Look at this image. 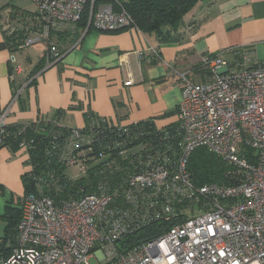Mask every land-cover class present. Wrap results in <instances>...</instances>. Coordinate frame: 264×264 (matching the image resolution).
Returning a JSON list of instances; mask_svg holds the SVG:
<instances>
[{"label": "built area", "instance_id": "1", "mask_svg": "<svg viewBox=\"0 0 264 264\" xmlns=\"http://www.w3.org/2000/svg\"><path fill=\"white\" fill-rule=\"evenodd\" d=\"M30 1L38 30L21 49L70 31L89 5L86 32L136 29L124 8L102 4L94 11L98 0ZM49 57H60L53 45ZM202 64L209 80L195 84L182 76L177 121L167 127L155 120L123 125L97 116L83 128L66 127L58 118L36 121L53 131L47 156L77 166L79 176L99 168L109 181L99 183L94 194L60 204L45 195L41 182L21 200L14 244L0 240V264H90L93 255L100 264H264V62L244 51L234 63L216 55L205 56ZM10 113V106L0 113V147ZM29 125L17 132L20 151L30 148L22 137ZM198 148L232 166L236 182L194 185L188 162ZM156 225L170 227L158 237L122 244Z\"/></svg>", "mask_w": 264, "mask_h": 264}, {"label": "crops", "instance_id": "2", "mask_svg": "<svg viewBox=\"0 0 264 264\" xmlns=\"http://www.w3.org/2000/svg\"><path fill=\"white\" fill-rule=\"evenodd\" d=\"M16 23L25 28H15ZM185 23L174 41L137 28L86 32L78 24L52 34L43 46L21 49L20 43L38 30L36 9L30 0H0V113L10 106L9 126L58 116L66 127L83 128L92 112L113 123L155 120L163 128L177 121L182 76L195 84L209 80L205 56L234 63L247 51L254 62H264V0H212ZM51 45L60 56L54 62ZM30 170L24 152L0 147L4 226L7 207L21 204L23 177Z\"/></svg>", "mask_w": 264, "mask_h": 264}, {"label": "trees", "instance_id": "3", "mask_svg": "<svg viewBox=\"0 0 264 264\" xmlns=\"http://www.w3.org/2000/svg\"><path fill=\"white\" fill-rule=\"evenodd\" d=\"M212 0H98L94 6V11L102 4H110L116 11L124 8L134 19L135 27L142 33L155 35L159 40L174 41L176 35L186 25V19L200 5ZM91 6H87L79 26L86 29L90 18ZM174 37V38H173ZM11 39L13 37H10ZM9 39V38H8ZM92 117H96L92 112L85 116L86 123ZM58 118V116L51 117ZM100 121V120H99ZM28 124V123H25ZM21 124V125H25ZM30 128L26 130L25 137L30 141V148L24 152L27 157V164L31 170L23 177L25 194L34 193L38 190V185L44 182L45 195L49 196L55 203L60 204L69 199H76L88 194H94L96 187L101 182H107L108 173H101V169L94 168L83 176L72 179L67 174L69 168L65 163L58 161L55 155H46V150L51 146L50 128L36 126L29 123ZM19 125L9 126L8 136L3 147H8L15 152H19L20 136H17ZM106 132V131H105ZM104 132V133H105ZM96 135L104 137L99 130H95ZM66 135L58 137L60 143ZM95 148L89 155L90 158L97 154ZM233 167L221 160V158L208 151L206 148L196 149L190 156L188 171L194 185L202 187L204 185H232L236 181L231 174ZM113 178V177H112ZM2 219L7 223L5 236L2 239L4 245L14 244L17 236V227L22 219L20 205L14 207L9 205ZM172 226V225H171ZM170 226H152L134 235L126 237L122 244L130 246L141 241H146L158 237Z\"/></svg>", "mask_w": 264, "mask_h": 264}, {"label": "rangeland", "instance_id": "4", "mask_svg": "<svg viewBox=\"0 0 264 264\" xmlns=\"http://www.w3.org/2000/svg\"><path fill=\"white\" fill-rule=\"evenodd\" d=\"M34 6V5H33ZM15 26V28H18V29H24L25 27H24V25H23V23H16V25H14ZM37 46H43V44H40V45H37ZM207 74H208V72H207ZM209 75V74H208ZM209 78H210V75H209ZM67 174H68V176L70 177V178H72V179H76V178H78V177H80L79 176V174H80V170H79V168L77 167V166H72V167H69L68 169H67ZM17 202L18 201H16V202H14V204L16 205L17 204ZM1 222H3L2 220H0ZM0 222V238H4V236H5V233H4V231H5V227L6 226H4L3 225V223H1ZM98 255H93V257L90 259V264H100L99 263V258L97 257Z\"/></svg>", "mask_w": 264, "mask_h": 264}]
</instances>
